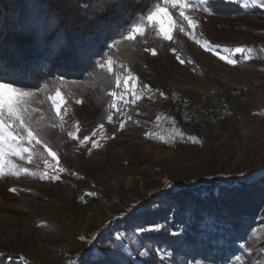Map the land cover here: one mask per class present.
Here are the masks:
<instances>
[{
    "label": "rangeland",
    "instance_id": "obj_1",
    "mask_svg": "<svg viewBox=\"0 0 264 264\" xmlns=\"http://www.w3.org/2000/svg\"><path fill=\"white\" fill-rule=\"evenodd\" d=\"M226 1L241 5L242 14H207L196 0H191L186 15L196 21L194 29L176 8L170 9L171 28L162 17L153 22L168 32L171 40L158 35L152 26L132 41L120 40L116 50L126 48L125 62L117 69L113 63V91L118 95L113 98L109 90L106 95L110 101L109 97L103 101L75 81H64L54 89H26L36 93L31 107L41 121L42 140L56 153V159L48 156L42 145L34 144L30 162L27 154L24 159L13 156L10 159L16 169L5 167L0 173V259L7 264H66L68 254L87 246L96 230L152 197L165 199L180 190H191L209 182L215 170L224 179L245 182L264 172V7H253L252 0ZM205 42L212 50L201 46ZM237 46L245 52L236 54L240 60L235 66L214 54L217 51L228 55ZM244 55L249 59L244 60ZM56 88L61 89V96L56 97L54 107L48 97L55 95ZM137 96L139 99H135ZM168 96L172 99V121L159 130L153 127L154 109ZM113 102L119 110L111 107ZM194 105L217 108L225 112V120L214 128L186 135L179 129L173 110ZM180 134L187 137L186 146L177 154L170 152L169 142ZM85 136L88 140H84ZM24 168L35 175L22 171L11 174ZM44 173H55L58 178L40 179ZM256 198L255 223L249 233L261 242V247L251 264H264V190ZM168 202L172 209L177 208V204ZM158 207L153 205L145 211ZM185 216L186 225L191 224L193 216ZM219 224L216 217L205 216L201 238H208L217 226L221 227ZM152 225L142 226L137 221L134 232L138 236L158 235L164 229L141 231ZM228 226L224 224L222 228ZM184 230V226L175 227L169 235H182ZM126 240L130 242V237ZM160 242L148 243L142 256L155 257L157 264H213L199 256L193 259L182 246L173 253ZM223 245L220 240L218 246ZM240 248L227 257L225 264H248L249 250ZM123 255L135 264L141 262L117 231L98 243L94 253V257H107L117 263H122Z\"/></svg>",
    "mask_w": 264,
    "mask_h": 264
},
{
    "label": "trees",
    "instance_id": "obj_2",
    "mask_svg": "<svg viewBox=\"0 0 264 264\" xmlns=\"http://www.w3.org/2000/svg\"><path fill=\"white\" fill-rule=\"evenodd\" d=\"M156 2L0 0V70L12 75L13 67H23L25 72L21 74V79L31 85L28 90L54 89L61 81H75L106 101L109 97L106 93L115 89V73L105 69V62L112 58L115 69L125 62L126 48L119 47L118 52L116 41L124 39L132 24L146 17ZM159 3L162 5L163 0ZM210 3L214 5L215 15L235 16L243 11L241 5L226 0H210ZM120 4L125 5L123 10L113 7ZM100 17L104 19L103 25L96 23ZM109 45L115 46L109 48ZM100 63L104 64L103 68L99 67ZM177 100L183 101L181 96ZM171 102L168 96L154 109V128L163 130L171 123ZM184 133L193 134L189 131ZM212 167L215 165L212 164ZM212 172L213 176L207 183L191 190H180V193L165 199L152 197L129 214L113 218L103 229L94 232L93 238L82 250L70 252L66 264H135L124 255L121 256L122 263L107 257H94L98 243L106 241L115 231L129 246L134 257L141 261L140 264H157L155 257L141 255V251L153 240L166 243L173 253H177L181 246L185 247L193 259L199 256L213 264H225L229 255L245 247L249 250L247 263L251 264L258 258L261 247V242L250 235L249 229L255 223L256 196L264 190V172L247 179L248 182L244 179H224L216 170ZM169 200L178 205L175 208L178 212L172 209ZM153 205L159 207L154 211H145ZM185 213L193 216L189 225L185 223ZM205 216L216 217L221 227L217 226L208 238L202 239L201 225ZM137 221L142 226L164 223L165 227L158 235L145 233L138 236L134 232ZM224 224L229 225L227 229H223ZM179 226L185 227L182 235L170 236L169 230ZM128 237L130 242L126 240ZM220 240L224 242L222 247L218 246ZM0 264H7L6 260L0 259Z\"/></svg>",
    "mask_w": 264,
    "mask_h": 264
},
{
    "label": "snow or ice",
    "instance_id": "obj_3",
    "mask_svg": "<svg viewBox=\"0 0 264 264\" xmlns=\"http://www.w3.org/2000/svg\"><path fill=\"white\" fill-rule=\"evenodd\" d=\"M196 3L200 6V8L205 11L207 14H213L215 9L214 5L210 3V0H196ZM191 6V0L188 3L185 0H164L163 5L159 3L157 0L155 7L153 10L148 11L146 17H141L140 22L133 23L131 29L128 31L127 35L124 37L125 40L132 41L137 37V34L143 36L145 34V29L149 26H152L157 34H163L164 39L171 40L172 36L163 31L162 27H156L154 21H157L158 17H162L167 21L169 28L173 26V13L170 9L179 8V16L183 18V20L187 21L188 25L191 28H195L196 21L192 19L190 16L186 15V9ZM253 7H264V0H259L257 4V0H252ZM120 8L123 10L125 5H114L113 6ZM147 21V23H145ZM97 25H103L104 19L103 17L98 18ZM183 30V29H181ZM118 44L119 41H116ZM115 45H109V48L114 47ZM206 50H212L211 45L205 42L201 45ZM145 51H149L145 49ZM152 54L155 55V50H151ZM245 49L243 47H235L233 50L229 52L228 55H224L220 52L214 51V54L219 57L221 61L226 62L229 65H237L239 63L240 58L236 57V54H243ZM236 57V58H234ZM179 59V57H178ZM244 60H248L249 56L244 55ZM108 72H113V61L111 59L108 60ZM183 63V60H181ZM99 67L103 68L104 64L100 63ZM123 67V66H122ZM25 72L23 67L15 66L13 67V74L8 75L4 71L0 70V173H2L5 167H9L10 169H16V165L10 159L11 157H20L21 159L25 158V154H27L26 158L30 162L33 159V154L35 149L32 147L35 145H42L43 148L47 151L48 156H50L53 160L56 159V153L52 151L47 144H45L42 140V126L41 121L34 116V112L36 109L31 107L32 98L36 95L33 91H28L26 89L30 88L31 85L24 83L21 79V74ZM134 80V77H131ZM63 81H61L62 83ZM120 84V78L117 77V86ZM125 91H128L127 88L128 79L124 80ZM145 87H147L145 85ZM110 96L115 98L118 93L116 91L110 92ZM161 95H163L161 93ZM61 96V89H55V95H50L48 99H50L53 103V106L56 107V97ZM135 99H139V97H135ZM135 99L132 103H135ZM79 103V101H77ZM128 101L125 100V103ZM112 108H117L118 106L115 102L111 105ZM57 115H59V108L57 107ZM109 120L112 119L111 115L108 117ZM68 135L75 139V135L72 132H69ZM84 140H88V137L85 136ZM84 141H81L83 143ZM25 143L28 146H25ZM47 164V161H45ZM27 173L28 175H35V173L30 172L29 169L24 168L18 171H12L11 174L19 175L20 172ZM63 171V169H61ZM52 179L56 180L58 177L55 173L48 174L44 173L40 175V179ZM11 191H15V189H10ZM88 195H95V193H88ZM164 226L161 224H156L149 226L147 229H141V231H160ZM141 255H145V253H141Z\"/></svg>",
    "mask_w": 264,
    "mask_h": 264
},
{
    "label": "built area",
    "instance_id": "obj_4",
    "mask_svg": "<svg viewBox=\"0 0 264 264\" xmlns=\"http://www.w3.org/2000/svg\"><path fill=\"white\" fill-rule=\"evenodd\" d=\"M173 114L182 131H206L216 127L220 122L225 120V112L217 108H207L194 105L188 109L175 108ZM187 137L180 134L168 144L169 151L177 152L187 144Z\"/></svg>",
    "mask_w": 264,
    "mask_h": 264
}]
</instances>
